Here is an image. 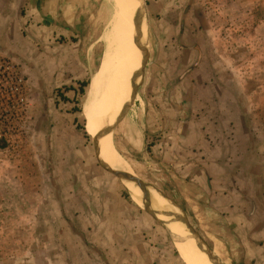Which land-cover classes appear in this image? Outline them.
<instances>
[{"label":"rangeland","instance_id":"rangeland-1","mask_svg":"<svg viewBox=\"0 0 264 264\" xmlns=\"http://www.w3.org/2000/svg\"><path fill=\"white\" fill-rule=\"evenodd\" d=\"M134 5L114 52L112 150L210 264H264V0ZM0 8V56L29 88L26 138L0 141V264H183L90 131L104 0Z\"/></svg>","mask_w":264,"mask_h":264},{"label":"bare ground","instance_id":"bare-ground-1","mask_svg":"<svg viewBox=\"0 0 264 264\" xmlns=\"http://www.w3.org/2000/svg\"><path fill=\"white\" fill-rule=\"evenodd\" d=\"M104 3L108 12L106 13L108 17L105 14L108 19L106 20L107 27L103 37L105 60L102 63L103 67L96 85L93 88L91 87L88 99L91 110L89 118L90 131L101 153L104 152V148L112 149L110 142L112 121L115 114L119 112L120 105H122V88L119 82L120 64L115 58L114 52L124 41L125 28L132 19L133 6H136L134 5L135 0H104ZM132 137V144L135 146L137 141L135 136ZM99 157L104 165L106 164L112 171L118 173L119 170L114 164L111 154L104 153ZM120 159L124 167V171L121 173L127 175V179L124 178L125 185L128 184L129 189L134 193H137V191L143 193L136 196L131 192L132 194L129 193L130 196L140 199L138 205L165 230L183 264H210V260L214 261L196 235L186 230L176 212L174 213L167 207L157 203L161 201L160 198L155 196L153 191L145 188L146 186L142 182H140L141 186L132 182L136 179L135 174L131 172L126 161L122 157ZM145 194L151 195L157 202Z\"/></svg>","mask_w":264,"mask_h":264},{"label":"built area","instance_id":"built-area-1","mask_svg":"<svg viewBox=\"0 0 264 264\" xmlns=\"http://www.w3.org/2000/svg\"><path fill=\"white\" fill-rule=\"evenodd\" d=\"M28 81L10 58L0 56V141L27 136Z\"/></svg>","mask_w":264,"mask_h":264},{"label":"crops","instance_id":"crops-1","mask_svg":"<svg viewBox=\"0 0 264 264\" xmlns=\"http://www.w3.org/2000/svg\"><path fill=\"white\" fill-rule=\"evenodd\" d=\"M1 9V8H0ZM137 145V144H136ZM134 146V145H133ZM102 148V147H101ZM105 150H104V152L103 153H101L100 151V155L101 154H104V153H109V154H111L112 155V157H113V162H114V164L116 165V167L118 168V170H121L122 172L124 171V167H123V164H122V162H121V156L117 153V151L116 150H112V149H110V150H106V148H104ZM149 198H150V196H149ZM143 199V198H142ZM152 199V198H151ZM155 202H157V201H155ZM168 209H170V208H168ZM171 210V209H170ZM173 211V210H172ZM174 212V211H173ZM175 213V212H174ZM179 218V217H178ZM180 219V218H179ZM182 222V221H181ZM257 263V262H256ZM259 264V263H258Z\"/></svg>","mask_w":264,"mask_h":264},{"label":"water","instance_id":"water-1","mask_svg":"<svg viewBox=\"0 0 264 264\" xmlns=\"http://www.w3.org/2000/svg\"><path fill=\"white\" fill-rule=\"evenodd\" d=\"M114 176H121L124 179L123 173L112 172ZM121 174V175H119Z\"/></svg>","mask_w":264,"mask_h":264},{"label":"trees","instance_id":"trees-1","mask_svg":"<svg viewBox=\"0 0 264 264\" xmlns=\"http://www.w3.org/2000/svg\"><path fill=\"white\" fill-rule=\"evenodd\" d=\"M83 85H81L80 87L82 88ZM82 90V89H81Z\"/></svg>","mask_w":264,"mask_h":264}]
</instances>
